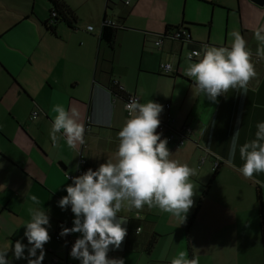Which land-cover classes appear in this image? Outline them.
I'll use <instances>...</instances> for the list:
<instances>
[{
  "label": "crops",
  "instance_id": "obj_1",
  "mask_svg": "<svg viewBox=\"0 0 264 264\" xmlns=\"http://www.w3.org/2000/svg\"><path fill=\"white\" fill-rule=\"evenodd\" d=\"M61 1L72 12L75 22L71 26L57 22L51 34L43 26L50 9L46 0H0V11L10 12L13 16L0 29V77L4 79L0 108L5 106L11 117L9 123L0 120V163L3 165L0 167V219H16L24 223L30 220L29 207L42 208L49 216L51 237L45 244L49 249L44 252L46 256L42 264H50L54 258L58 264H80L69 255L80 234L59 235L61 226L73 227L74 215L70 206L61 210L57 202L67 195L65 188L72 181L66 176L74 175L79 157L84 161V169L95 170L117 148V132L129 116L123 108V95L115 97L108 90L115 85L122 89L124 96L134 95L140 103L148 100L162 106L167 103L172 119L170 128L177 130L187 126L192 138L194 135V141L189 137L188 144L181 149L176 150L167 144L172 152L170 158L188 165L192 164L189 161L191 155L195 158L196 154L204 153L207 172L191 166L197 172L191 180L201 188L195 190L194 205L184 223L179 225L176 219L173 230L156 231L155 221L150 217L160 211L147 207L139 214L128 211L124 226L127 235L121 247L110 250L108 257L117 252L137 253V261L128 256L127 264H171L173 257L186 251L183 228L212 176L211 163L216 160L219 166L188 229L191 259L198 256L199 264H263L255 190L259 191L264 222V174L245 179L238 171L242 164L238 148L233 164L226 161L235 131L239 130V146L254 139L256 124L264 121V60L255 55L258 42L253 35L256 28L264 26V4L257 6L250 0H205L211 8L219 7L226 12L235 9L238 29L233 31H238L246 40L257 73L249 81L246 94L229 91L213 103L203 96H193L194 82L183 74L187 66L185 55L190 49H201L205 45L228 46L232 38H227L226 29L222 40H213L210 36L205 40L195 38L191 42L162 38L160 46L155 47V39L145 32L126 28L116 31L112 46L107 47L97 37L93 40L94 30L87 32L86 27L92 22L100 28L105 19L123 25L124 17L107 15L111 2ZM120 3L127 13H138L140 0L132 1L131 7H128L129 0ZM85 10L92 12L93 21L80 18ZM77 18H80L81 28L86 24L83 30L75 28ZM24 20L36 24V40H4L3 33ZM143 21L150 22L151 19L146 17ZM186 25L183 23L184 27ZM166 26L176 25L165 24L162 32ZM206 27L208 30L210 21ZM74 36L80 40H71ZM159 64H173L174 70L163 75ZM54 104H61L66 110L72 107L78 110L79 122L85 127L84 144L69 148L61 138L58 146H53L49 131L55 115L51 111ZM34 110L37 116L31 120L29 115ZM159 119H164V111ZM161 138L164 139L163 134ZM33 195L40 200V205L32 204L30 197ZM181 230L183 249L174 248L171 242L163 258L146 261L142 258L143 254L149 258L157 238L177 232L179 240L178 231L181 238ZM17 232L14 227L9 236L13 237ZM152 234L155 235L154 243L149 252H145ZM54 235H58L63 243L67 242V246L55 241ZM23 239L22 242L28 243L26 238Z\"/></svg>",
  "mask_w": 264,
  "mask_h": 264
},
{
  "label": "clouds",
  "instance_id": "obj_2",
  "mask_svg": "<svg viewBox=\"0 0 264 264\" xmlns=\"http://www.w3.org/2000/svg\"><path fill=\"white\" fill-rule=\"evenodd\" d=\"M87 30L93 31V26L88 25ZM253 35L258 42L255 55L264 60V26L256 28ZM231 36L228 46L205 45L200 52L186 54L187 66L183 74L194 82L193 96H203L217 103V97L229 91L247 93L249 81L257 75L252 63L253 54L238 31ZM193 56L198 57L195 62ZM166 70H174L173 64H168ZM124 108L129 118L117 132L118 145L112 156L95 170L89 168L81 175L70 177L72 182L65 188L67 195L57 202L61 210L70 206L74 215L73 227L61 226L59 235L80 234L69 253L80 264H124L122 259L108 257L110 250L121 247L127 235L122 225L128 218L119 215L122 210L139 214L145 207L156 209L171 214L180 225L194 205L197 186L191 177L197 175L196 169L171 159L167 138L162 139L156 131L161 123L159 117L163 106L151 100L140 103L130 97ZM51 111L55 114L49 131L53 146H58L61 138L69 148L85 143V127L79 122L80 114L75 107L66 110L63 105L54 104ZM256 129L251 141L238 146L237 129L230 142L226 162L233 164L238 148L242 161L238 171L245 179L264 174V121L258 122ZM30 199L33 205H40L35 195ZM28 213L30 220L21 225L25 228L27 245L20 240L14 244L9 241L6 248L0 250V264H11L7 258L9 250L17 260L42 264L44 245L51 239L49 216L40 207H29ZM166 251L167 244L161 258ZM171 264H199V257L187 259V252L180 251L171 259Z\"/></svg>",
  "mask_w": 264,
  "mask_h": 264
},
{
  "label": "rangeland",
  "instance_id": "obj_3",
  "mask_svg": "<svg viewBox=\"0 0 264 264\" xmlns=\"http://www.w3.org/2000/svg\"><path fill=\"white\" fill-rule=\"evenodd\" d=\"M109 1L111 2V4H110V10L106 11L107 15L113 14L114 15L113 18H116V16L124 17L123 25L125 28H128L131 31H135V32L136 31L145 32L147 36H150L154 39H156L157 36L162 33L165 24L177 26L179 25L180 21L188 24L185 27L189 32L190 40H193L195 38L196 39L204 38L205 40L206 38H208V36H210L211 39L213 40L214 38L215 40H222L223 38H225V29L227 30L226 33L227 38L231 39L232 38L231 34L234 32L233 29L234 28L238 29L237 16L234 13L235 9L227 8L229 9V12H226L225 9H221L219 7L211 8L209 5L205 4L207 0L206 1L205 0H140V6L137 14H131L126 12L125 7H123L120 3L123 2L124 0H109ZM129 1H130V6L128 7H131L132 1L134 0H129ZM39 12H41V10H39ZM227 16L228 18H226ZM12 17L13 16L11 15L10 12L5 13L3 11H0V29L6 26V24L9 23V20L12 19ZM146 17L151 19V21L150 22L143 21ZM80 18L92 19L93 21L94 16L92 12L85 10L82 12V14H80ZM80 18H77L75 28L78 30H83L86 24H83V28H81V25L79 24ZM5 20L6 22H3ZM105 20L107 21L108 19ZM208 21H210V27L207 30L206 23ZM87 25L93 26L94 37L92 39L97 40L96 37L98 35L99 28L94 26L92 22L87 23ZM36 32H37L36 24L33 21L24 20L22 22H19L17 25H12L8 30H6L3 33V38L4 40H34V39L36 40L37 37ZM71 40H80V39L74 36ZM32 70L35 69L32 68ZM2 81L4 82V79L0 77V90L4 89L3 87L1 88ZM10 119H11L10 114L6 110L5 106L0 108V120L9 123ZM189 137L192 138V135H190ZM193 138L191 141H194ZM187 144L188 142H186L182 147L179 148L173 147V148L176 150L181 149ZM203 154L204 153L196 154L195 158L194 155H191L189 161L192 162V164L189 163L188 166L191 167L193 165V167L196 169L200 168L201 172H207L205 163H203V165L198 164L199 159L205 156ZM208 157L215 159V157L211 156L210 154H208ZM206 158L207 157H205L204 162L206 161ZM200 174L204 176L203 173ZM191 181L196 184L197 186L196 188H201L199 185H197V183L194 180ZM127 214H129L127 210H122L121 213H119V215L125 217H127ZM150 219L152 221H155L154 229L156 231H164L169 229L173 230L174 228L172 227V224H174L176 220V218H174L173 216H171V214L168 213L156 214L155 217L151 216ZM15 220L0 219V250L6 248L9 241L12 242V244H14L16 242L15 239H20L21 242L24 240L23 232L25 231V228L24 226H21L23 222H18ZM125 225L122 226L124 227ZM14 227H16V230L18 232L13 237L9 236V234H11V231L14 229ZM155 233L158 234L157 232ZM178 237L179 240L177 238V232H174V234L171 235H162L161 237L157 238L156 243L154 244L151 250L149 258L146 257L144 254L142 255V258H144V260L146 261L148 259H156L157 257H160L162 250H164L165 248V245L167 244V249H168L169 244L171 242H173L174 248L183 249L182 230H181V238H180V231H178ZM22 243L27 245L26 242H22ZM51 243L61 247L55 242L51 241ZM47 249L49 248H45L44 245V252ZM38 254H39V250H37V255ZM136 254L117 252L111 258L114 259L121 258L124 261V264H127L128 256H130L132 261H137ZM25 256L27 257V249H25ZM7 258L9 259L11 264H28L27 259H20V260L15 259L13 257L11 250H9V252L7 253ZM32 259H35V257H32ZM130 264H136V262H130ZM148 264H157V263L151 262Z\"/></svg>",
  "mask_w": 264,
  "mask_h": 264
},
{
  "label": "trees",
  "instance_id": "obj_4",
  "mask_svg": "<svg viewBox=\"0 0 264 264\" xmlns=\"http://www.w3.org/2000/svg\"><path fill=\"white\" fill-rule=\"evenodd\" d=\"M46 1L50 5V9L48 13V18L46 21L43 22V26L48 32L53 34V27L57 22L65 23L69 26H71V24L75 22L72 12L67 8V6L61 0H46ZM179 27L187 31V29L183 26V23H181L174 27L166 26L162 34L166 33L169 30L176 29ZM118 30H126V28L118 22L116 26L102 24L99 28L97 38L99 41L103 42L107 47H111L113 43L114 35L116 31ZM108 90L115 97H120L123 95L122 98H124L123 92L117 91L116 89H113V88H109ZM86 170H87L86 168L85 169L83 168L82 173H84ZM214 175H215V172H212V176L210 177L207 184L204 186L201 196L198 199L197 203L195 204L193 212L189 216L183 228V238H184L185 249L187 252V259H191L188 229H189L191 222L193 221L195 217L196 211L199 207V204L201 203V199L205 196V194L207 193V190L210 187V184L214 178ZM255 200L258 205L257 215L259 218V236H260V243H261V248H262V258H263V264H264V222H263V214L261 210L260 195H259L258 189L255 190ZM154 240H155V235L152 234L150 239L147 242L145 252H149V250L151 249L154 243ZM125 247H127V243L125 244Z\"/></svg>",
  "mask_w": 264,
  "mask_h": 264
},
{
  "label": "built area",
  "instance_id": "obj_5",
  "mask_svg": "<svg viewBox=\"0 0 264 264\" xmlns=\"http://www.w3.org/2000/svg\"><path fill=\"white\" fill-rule=\"evenodd\" d=\"M124 4L126 5L127 2H124ZM102 24H106V25H110V26H116L117 22L114 21V20L113 21H111V20H107V21L106 20H102L100 26ZM86 31L87 32H91V31L87 30V27H86ZM162 38H168V39L177 40V41L191 42L188 32L185 31L183 28H180V27L176 28V29L169 30V31H167L164 34L161 33L160 35L157 36V38L153 42V45L155 47H159L160 44H161ZM201 50H202V48L201 49L193 48V49H190L187 53L200 52ZM185 57H186V55H185ZM197 59H198V57H196V56H193V58H192L193 62H195ZM167 65L168 64H159L158 68H159V71H160L161 74L166 75V74L170 73L171 70H166V66ZM111 88L122 92V89L120 87L115 86V85H113V87H111ZM130 97L136 98L138 100V98L136 96H134V95H126V96H124V98H123V108H124L125 103L129 102ZM124 111H125V114L128 116V112L125 110V108H124ZM163 111H164V119L160 120L161 123H160V125H159V127L157 128L156 131L158 133H160V134H163L164 138H167L168 144L171 145L172 147H174V148L182 147L184 145V143L188 140V138H189V136L191 134L190 129L187 126H182L179 129H177V130L171 129L169 124L172 122V119L170 118V116L168 114V104L167 103L163 104ZM34 116L35 117L37 116V111L36 110H34V111H32L30 113L29 119H31V120L34 119L33 118ZM205 157L206 156H203V157H201L199 159V161H198L199 165L204 163ZM83 166H84V161L79 157L74 175L68 176L69 178H67V176H66L67 180L71 182L70 177L81 175L82 174V170H83ZM218 166H219V163L216 160H213L212 163H211V168H210L211 172H215L217 170ZM136 231H139V228H136ZM53 239L55 241H57V242H62L58 235H54ZM63 244L65 246H67V242H64ZM50 264H58V260H56L55 258L51 259Z\"/></svg>",
  "mask_w": 264,
  "mask_h": 264
},
{
  "label": "water",
  "instance_id": "obj_6",
  "mask_svg": "<svg viewBox=\"0 0 264 264\" xmlns=\"http://www.w3.org/2000/svg\"><path fill=\"white\" fill-rule=\"evenodd\" d=\"M253 4L257 6H263L264 0H250Z\"/></svg>",
  "mask_w": 264,
  "mask_h": 264
}]
</instances>
